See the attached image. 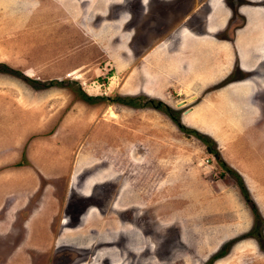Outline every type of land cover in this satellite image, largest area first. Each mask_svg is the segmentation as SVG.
<instances>
[{
	"label": "rangeland",
	"instance_id": "obj_1",
	"mask_svg": "<svg viewBox=\"0 0 264 264\" xmlns=\"http://www.w3.org/2000/svg\"><path fill=\"white\" fill-rule=\"evenodd\" d=\"M234 1L208 0L207 30L227 40L215 41L217 66L234 69L203 85L166 51L190 0H0V264H29L28 249L34 264H206L222 247L211 264H264V89L254 115L213 91L264 85V8L245 0L230 38ZM141 95L176 119L117 101Z\"/></svg>",
	"mask_w": 264,
	"mask_h": 264
},
{
	"label": "crops",
	"instance_id": "obj_2",
	"mask_svg": "<svg viewBox=\"0 0 264 264\" xmlns=\"http://www.w3.org/2000/svg\"><path fill=\"white\" fill-rule=\"evenodd\" d=\"M183 35V39H179L176 47L171 48L169 47V45H166V51L169 54V59L173 58L174 56L179 57L180 61H183V67L180 69L181 65H178V71L177 73L179 75L182 74V76L186 77V80L188 81H201V83H203V85L209 81V82H218L219 80L227 77L232 70L234 69V63L233 61H229L226 65H227V69L224 72L222 69H220L217 66L216 63V59H217V47H216V39L217 37L215 36V34L211 31L208 30H202L199 32H194L192 30H188L185 29L182 33ZM181 35V36H182ZM180 36V37H181ZM240 36L242 37L241 40H243V34H240ZM219 40V39H217ZM219 41L222 42H226L227 40H222L220 39ZM190 42L193 43H197L199 44V46L201 47V50L206 51L207 56L209 57V60H207V62H205L204 65H202L199 61H196V57L194 56L191 46H190ZM182 46L183 50L180 51V47ZM255 45H251L249 46V48L251 49H255L254 47ZM259 53L263 56L262 50H259ZM250 54V53H249ZM222 55V54H221ZM219 55V56H221ZM256 54L251 55L250 58L255 59ZM178 60V61H179ZM185 60V61H184ZM257 63H260V59L256 61ZM169 65V62H168ZM250 68V63L247 66ZM222 70V73L219 74L218 70L219 69ZM224 72V73H223ZM250 72V71H247ZM215 73V76H212V74ZM257 74L256 76L261 75L260 79L263 78L264 79V74H259V73H255ZM213 80V81H211ZM250 83L246 84L245 86V91H241L238 92V94H235V89L236 86H240V82L241 81H235L232 82L230 84H227L226 86H224L221 89L218 90H213L216 91L217 96H215V98H224L225 100L228 99L227 97L229 96L230 100H227L225 103L226 105L230 108V106L233 107V111L234 112H244V113H250L252 115L254 114H259L260 111V106L257 103V99L255 98V96L257 95V93L260 91V89H264V85H263V81L262 82V88H260L259 86V82L257 80L255 81H250L248 80ZM260 81V80H259ZM205 82V83H204ZM206 88V87H205ZM208 88V86H207ZM198 91V90H195ZM202 92V91H200ZM199 93H192L190 94V98H197ZM228 95V96H226ZM243 119H247L250 121L251 118L249 119V117L247 118L246 116L243 117ZM264 130H262V128L260 129V132L262 133V135H264ZM259 136H261V134H259ZM262 139V137H261ZM247 171V170H246ZM243 171H241V174ZM248 172V171H247ZM258 175H260L257 172Z\"/></svg>",
	"mask_w": 264,
	"mask_h": 264
},
{
	"label": "flooded vegetation",
	"instance_id": "obj_3",
	"mask_svg": "<svg viewBox=\"0 0 264 264\" xmlns=\"http://www.w3.org/2000/svg\"><path fill=\"white\" fill-rule=\"evenodd\" d=\"M196 1H198V4L195 6ZM244 1L245 0H235L231 4L229 3L230 7L228 6V11H229L230 19L228 21L229 25H228V29H227L229 37H230L231 31H233L235 34V32H237V30L239 28L244 29L246 26L249 12L243 11V9L246 7H249L250 5L249 4L244 5V3H243ZM259 1H261V4H259L258 7L264 8V0H257V2H259ZM190 3L191 4L189 6H193V7H192L190 13H188L185 17H183V19H182L183 22L181 23L182 27L186 28V29H194L195 31H202L204 29L207 30L208 29L207 25H206L207 16H209V14H210V7L208 4V0H190ZM239 8H240V14L241 15H239ZM245 18H246V20H245ZM238 19L240 20V22H237ZM235 40H236V35H235L234 41ZM262 47H264V44L262 45ZM262 53H263V56L260 59V61H262V62H260L261 64L259 65L260 66L259 71L264 72V69H263L264 67L262 65V64H264V51ZM263 224H264V220H263ZM253 235L254 234H252V233H249V234L246 233L244 235H238L235 238L242 237V239L243 238L245 239L248 237H252ZM254 236L256 239L255 242L258 244L259 249L264 252V247L261 246L262 242L259 238V234H255ZM234 244H235V241L232 242L231 247L234 246ZM28 250L29 251L26 252V254L29 255L31 258V262L29 264H34V261L36 259L32 258V256L30 255V253L32 252L33 249H28ZM225 253H226L225 248L222 247L217 252L213 253L214 255L209 258V261L206 264L213 263L212 262L213 260H215V262H216L218 259H222L223 257H225ZM55 255H56V253L54 254V256ZM216 255H218L217 258H216ZM61 257L59 256L56 259L52 258L50 260V262H52V261L57 262V260Z\"/></svg>",
	"mask_w": 264,
	"mask_h": 264
},
{
	"label": "trees",
	"instance_id": "obj_4",
	"mask_svg": "<svg viewBox=\"0 0 264 264\" xmlns=\"http://www.w3.org/2000/svg\"><path fill=\"white\" fill-rule=\"evenodd\" d=\"M83 95H84L83 97H85L88 100H91L93 98L92 96H88L86 94H83ZM117 101H119L121 103H124V104L132 105V106H143L144 104H151L152 106H154V107H156L158 109H162L163 108L167 112L168 115H170L173 119H176V115L172 114L171 109L168 106H166V104L164 102H162L161 100L152 99V98H150V97H148L146 95H141V96H136V97L129 96L128 98L118 97ZM177 122L179 123V121H177ZM180 128L182 130H184L185 132H195L196 134H198V132L195 129L192 130V129L187 128V127H185L184 125H181V124H180ZM199 137H201L200 134H199ZM227 167H228L227 168L228 171H231L232 174L238 180H241L242 191H243V194H244L247 202L249 204H251V207L254 210L255 214L260 217L261 215L259 213V210H258V207L256 205V202L253 200L252 196L250 195L249 189H248L244 179L242 178V176L237 171H235L234 169H232L229 166H227ZM217 257H218V255H216V258Z\"/></svg>",
	"mask_w": 264,
	"mask_h": 264
},
{
	"label": "bare ground",
	"instance_id": "obj_5",
	"mask_svg": "<svg viewBox=\"0 0 264 264\" xmlns=\"http://www.w3.org/2000/svg\"><path fill=\"white\" fill-rule=\"evenodd\" d=\"M255 5L258 6L259 4L256 3ZM256 9H257V8H256ZM215 15H216V14H215ZM7 19H8V18H7ZM216 28H217V27H216ZM253 40L255 41V38H248V41H249V42H253V43H254ZM237 48H238V47H237Z\"/></svg>",
	"mask_w": 264,
	"mask_h": 264
}]
</instances>
